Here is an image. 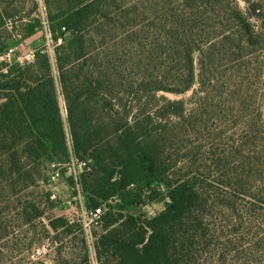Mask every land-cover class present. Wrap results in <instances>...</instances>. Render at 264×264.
I'll return each mask as SVG.
<instances>
[{
    "label": "rangeland",
    "instance_id": "374dc122",
    "mask_svg": "<svg viewBox=\"0 0 264 264\" xmlns=\"http://www.w3.org/2000/svg\"><path fill=\"white\" fill-rule=\"evenodd\" d=\"M81 1L0 0V47L13 49L22 65L35 50L46 51L69 143L48 17ZM182 1L100 0L84 26L88 45L120 51L127 62L123 82L138 88L135 100L119 94L126 104L121 113L139 118L152 111L153 124L166 131L162 157L177 160V177L187 172L199 187L198 263L264 264V0H201L188 9ZM35 19V33L23 39ZM183 39L194 49L192 79L180 54L169 52ZM14 56L0 55V73ZM169 101L183 102L179 117L169 116ZM169 128L175 133L170 141ZM49 163L24 156L17 172L0 157V264H80V233L66 236L59 229L56 235L47 225L56 217L82 226L89 263L99 264L94 243L102 228L90 221L84 174L79 189L63 172L50 182ZM138 187L141 201L131 213L151 218L165 209L164 183Z\"/></svg>",
    "mask_w": 264,
    "mask_h": 264
},
{
    "label": "trees",
    "instance_id": "16d2710c",
    "mask_svg": "<svg viewBox=\"0 0 264 264\" xmlns=\"http://www.w3.org/2000/svg\"><path fill=\"white\" fill-rule=\"evenodd\" d=\"M99 1L83 0L66 12L48 17L53 41L62 38L54 45V58L70 143L48 55L38 49L31 62L22 65L12 57V63L0 73V157H6L17 172L24 156L67 162L73 154L89 162L90 170L83 173L81 181L86 205L107 206L94 243L99 264H199L200 224L196 212L203 200L200 189L185 177L187 172L177 177V160L162 157L166 131L153 124L152 111L139 118L130 117L129 111L121 113L126 108L123 94L131 93L136 99L133 92L138 88L123 82L127 62L121 60L120 51L88 45L84 26ZM201 3L183 0L181 7L197 8ZM39 24L38 19L28 23L22 38L32 36ZM189 44L183 39L180 45H169V52L180 54L192 79L194 49ZM8 48L0 47V55ZM190 86L191 81L183 90ZM168 105L169 116L182 114L178 110L183 102L169 101ZM96 121L102 122L94 124ZM174 135L169 128V141ZM140 182H160L169 189L165 209L151 218H142L140 210L129 211L141 201ZM158 194L155 191L150 197ZM47 225L56 235L59 229L66 236L79 232L80 264H90L79 223L56 217L48 219Z\"/></svg>",
    "mask_w": 264,
    "mask_h": 264
},
{
    "label": "built area",
    "instance_id": "2783aa9c",
    "mask_svg": "<svg viewBox=\"0 0 264 264\" xmlns=\"http://www.w3.org/2000/svg\"><path fill=\"white\" fill-rule=\"evenodd\" d=\"M62 42V38H58L56 44H60ZM13 49H9L7 51V55H14ZM33 59V58H32ZM51 168L49 179L50 182L57 181L61 176L62 172L66 174L68 177H71L76 187H79L80 175L90 170V165L87 160H80L77 157L71 156L67 162L59 163V162H51L49 163ZM79 189V188H78ZM55 194H51L50 198H55ZM104 212L103 206L100 205L98 207L90 208L88 211V215L90 221L94 224L101 226L102 225V214Z\"/></svg>",
    "mask_w": 264,
    "mask_h": 264
},
{
    "label": "water",
    "instance_id": "95a60500",
    "mask_svg": "<svg viewBox=\"0 0 264 264\" xmlns=\"http://www.w3.org/2000/svg\"><path fill=\"white\" fill-rule=\"evenodd\" d=\"M14 55H15V56H14V59H15V58H16V55H17V53H15Z\"/></svg>",
    "mask_w": 264,
    "mask_h": 264
}]
</instances>
